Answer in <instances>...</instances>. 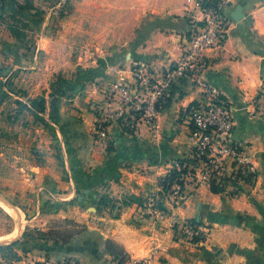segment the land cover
Instances as JSON below:
<instances>
[{"label":"rangeland","instance_id":"1","mask_svg":"<svg viewBox=\"0 0 264 264\" xmlns=\"http://www.w3.org/2000/svg\"><path fill=\"white\" fill-rule=\"evenodd\" d=\"M222 1L228 22L224 40L234 31L253 52V10L264 0ZM233 5L243 6L240 22L230 14ZM90 10V0H0V244L25 233L67 244L110 208L105 170L113 159L105 158L113 147L98 143L104 149L94 155L88 141L95 110L107 102L104 88L110 87L97 73L113 54L132 48L137 29H106V14ZM123 40L130 43L121 45ZM95 89L98 100L91 96ZM189 151L159 177L141 205L136 203L134 214L154 224L170 220L175 241L199 247L209 232L197 229L199 235H192L190 221L174 213L203 185L194 177L193 143ZM173 170L187 176L180 194L163 186ZM224 192L237 195L235 189Z\"/></svg>","mask_w":264,"mask_h":264},{"label":"crops","instance_id":"2","mask_svg":"<svg viewBox=\"0 0 264 264\" xmlns=\"http://www.w3.org/2000/svg\"><path fill=\"white\" fill-rule=\"evenodd\" d=\"M185 3L186 0H90L91 13L106 14V29H137L132 48L124 55L113 54L110 63L97 73L105 79V85L123 78L130 81L135 63L146 64L153 75L162 76L181 57L193 28ZM236 7H229L233 9L230 14ZM12 12L6 11L7 15ZM232 33L220 46L204 54L207 68L202 77L231 106L233 138L250 145L256 178L253 183H234L236 197L227 192L213 193L209 185L203 184L183 207L175 210L181 220L195 221L199 229L209 232L201 246L175 241L170 220L154 224L150 218L140 219L134 214L136 205L156 189L159 177L169 171L174 161L189 155L190 129L179 113L204 96L187 78L174 86L161 105L156 133L142 127L132 134L118 124L111 126L109 144L113 151L105 159L113 161L105 171L112 201L110 208L93 218L88 230L67 244L22 237L13 248L19 259L0 254V264H32L45 259L57 262L66 258L83 264H118L119 260L107 252V242L120 247L127 258H148L151 264H264V96L260 94L264 92V3L253 10V52L245 40ZM129 43L123 40L120 44ZM96 89L91 96L98 100ZM91 139L92 136L88 141L91 148L93 143L96 155L104 148Z\"/></svg>","mask_w":264,"mask_h":264},{"label":"built area","instance_id":"3","mask_svg":"<svg viewBox=\"0 0 264 264\" xmlns=\"http://www.w3.org/2000/svg\"><path fill=\"white\" fill-rule=\"evenodd\" d=\"M185 5L190 11L193 28L181 57L171 63L162 76L153 75L146 64L135 63L130 81L123 78L105 87L107 102L95 110L92 137L100 144H109L113 124L133 133H138L142 127L156 133L161 105L179 81L190 78L204 96L202 101L191 104L183 116L195 149L192 164L197 172L194 177L203 184H214L223 189H233L234 183L239 181L253 183L256 166L251 147L233 138L235 123L231 106L220 91L202 77L207 68L204 54L220 46L228 33L223 1L186 0ZM184 175L181 181H185L187 176ZM171 186L175 194H180L182 185L179 182ZM199 233V230L191 231L192 235ZM32 264L83 263L66 258L57 262L45 259ZM126 264H151V261L129 256Z\"/></svg>","mask_w":264,"mask_h":264},{"label":"trees","instance_id":"4","mask_svg":"<svg viewBox=\"0 0 264 264\" xmlns=\"http://www.w3.org/2000/svg\"><path fill=\"white\" fill-rule=\"evenodd\" d=\"M127 132H129L127 130ZM182 174H185V172H178L176 170H173L169 176H167L164 180H163V186L165 187H170L173 183L175 182H179L181 185L182 183L180 182L181 180V176ZM211 191L213 193H220L223 191V188H220L218 186H215L214 184H212L211 186ZM190 225L192 228H194V230L199 229L200 225L198 223H196L195 221H191ZM28 234L26 235V233L22 236L23 238H29L27 237ZM46 239H50L49 235H43ZM30 239V238H29ZM200 238H196V241H199ZM19 242H14L13 244H11L10 246H1L0 247V254L1 255H5L8 254L9 257H11L12 260H18L19 257L16 254V252H14L13 248L18 245ZM107 252L110 253L113 257H115V259H118L119 262L118 264H124L127 260V256L125 254H123V251H121L120 247H118L117 245L111 243V242H107Z\"/></svg>","mask_w":264,"mask_h":264},{"label":"water","instance_id":"5","mask_svg":"<svg viewBox=\"0 0 264 264\" xmlns=\"http://www.w3.org/2000/svg\"><path fill=\"white\" fill-rule=\"evenodd\" d=\"M232 18L236 21V22H240L244 19V14H243V6L242 5H238L234 12L231 14ZM1 199V198H0ZM3 200V199H2ZM5 201V200H4ZM6 202V201H5ZM8 203V202H6ZM9 204V203H8ZM13 207V206H12ZM14 208V207H13ZM15 209V208H14ZM18 239H15L13 241H6L4 243H1L0 244V247L1 246H6V245H11L13 244L14 242H16Z\"/></svg>","mask_w":264,"mask_h":264}]
</instances>
